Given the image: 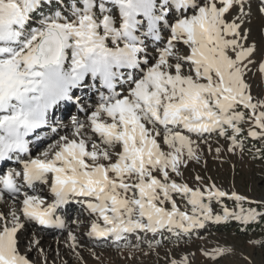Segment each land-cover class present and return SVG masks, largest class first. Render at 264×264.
Wrapping results in <instances>:
<instances>
[{"label":"snow or ice","instance_id":"6c2138e0","mask_svg":"<svg viewBox=\"0 0 264 264\" xmlns=\"http://www.w3.org/2000/svg\"><path fill=\"white\" fill-rule=\"evenodd\" d=\"M250 15L246 0H0V264H34L36 230L67 228L73 204L94 243L264 222V201L183 172L206 137L229 151L264 145V92L249 75L264 77V48L243 27ZM73 108L84 118L55 115ZM68 241L82 247L71 230Z\"/></svg>","mask_w":264,"mask_h":264},{"label":"rangeland","instance_id":"374dc122","mask_svg":"<svg viewBox=\"0 0 264 264\" xmlns=\"http://www.w3.org/2000/svg\"><path fill=\"white\" fill-rule=\"evenodd\" d=\"M248 5L251 7V15L243 27L251 29L249 40L255 41L264 48V13L259 10L261 0H246V11ZM235 14L236 12L233 11V15ZM249 75L253 84V93L259 95L264 92V77L257 72V69L253 68ZM79 118L83 119V114ZM206 139L208 144L201 142L203 159L199 163L190 162L189 166L183 169L184 179L190 185H194L197 183L195 176L200 175L205 183L214 182L218 187L229 192L235 190L248 196L250 200L264 201V152L256 151L264 149V145L259 141L249 140L243 152L239 149L229 151V142L223 137L213 135ZM217 147L223 150L217 153L215 151ZM177 201L183 210L185 202L179 197ZM224 202L230 208L234 207L232 201ZM74 208L69 210L66 216L67 221L69 223L71 221L68 230L54 229L40 232L45 234L42 235L43 239L40 238L39 246L44 251L40 253L38 249H33L30 252L35 264H43L45 256L48 264H64V262L67 264H167L168 257L178 258L184 253L194 254L191 258L192 264H264V225H261L258 231H252L240 228L237 226V221H228V223L210 221L203 228L183 233L179 238L173 237L170 232L164 230L162 233H167L166 237L157 235L158 233L137 232L118 243L112 240L94 243L85 235L87 229L84 224L80 223L78 226L76 223L78 220L85 222L88 213L80 204L77 209ZM220 208L221 205L214 202V210L219 212ZM82 211L83 215H81ZM69 230L77 235L82 247L75 250L68 247ZM48 239L50 242L47 241ZM250 241H261V243L253 244ZM216 247L231 248L232 252L215 261L203 255L204 250ZM76 252H79L80 258H77Z\"/></svg>","mask_w":264,"mask_h":264},{"label":"trees","instance_id":"16d2710c","mask_svg":"<svg viewBox=\"0 0 264 264\" xmlns=\"http://www.w3.org/2000/svg\"><path fill=\"white\" fill-rule=\"evenodd\" d=\"M225 201H227V199L225 200ZM226 223H228V222H226ZM261 225H264V222H258V223H253V224H251L250 226H248L246 229H248V230H259V229H261L260 227H261ZM237 226H239L240 228H242V229H245V226H243V225H241L239 222H237ZM168 234H163V236H167ZM171 235H173V237H175V235L173 234V233H171Z\"/></svg>","mask_w":264,"mask_h":264},{"label":"bare ground","instance_id":"6f19581e","mask_svg":"<svg viewBox=\"0 0 264 264\" xmlns=\"http://www.w3.org/2000/svg\"><path fill=\"white\" fill-rule=\"evenodd\" d=\"M71 208V207H70ZM71 222V221H70ZM70 225H71V223H68V227H70ZM67 227V228H68ZM56 230H59V229H56ZM37 231V235H38V238L40 239L41 237H42V235H44L45 236V234H41L40 233V231H39V229H37L36 230ZM55 236V235H54ZM57 236V235H56ZM56 238V237H55ZM42 239H43V237H42ZM47 241H49V239L47 240ZM54 241V240H53ZM50 242V241H49ZM35 264V263H34Z\"/></svg>","mask_w":264,"mask_h":264}]
</instances>
